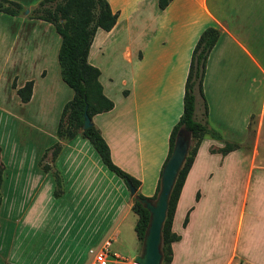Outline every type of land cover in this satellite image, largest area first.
<instances>
[{"label": "crops", "instance_id": "0c3cea01", "mask_svg": "<svg viewBox=\"0 0 264 264\" xmlns=\"http://www.w3.org/2000/svg\"><path fill=\"white\" fill-rule=\"evenodd\" d=\"M13 1L20 3L23 10L18 15L0 11V43L7 40V55L15 59L17 66L21 65L23 77L13 76L7 86L0 88V125L6 116L7 123L17 121L39 132L33 135L30 131L31 137L34 136L32 154L27 150L21 171L13 173L22 177V188L29 196V203L20 213L23 232L27 229L23 235L25 251L20 259L7 254L0 259V264H90L89 250L101 248L106 242L113 256L110 262L117 264L121 245L124 240L132 239L131 231H135L138 218L131 209L132 196L123 180L102 163L88 139L80 134L72 139H58L59 118L53 120L50 129L45 122L35 121L36 118L47 120L40 115L42 102L46 101L43 97L48 96L51 102L50 97L55 95V89L48 83L47 66L51 63L57 69L60 36L54 38L55 44H47L45 32L53 31L54 26L31 18V10L41 0ZM107 1L111 10L118 13L117 21L109 31L97 29L89 50V63L93 47L104 43L97 39L100 30L110 36L122 28L134 27L135 32L148 34L150 41L135 45L126 40L120 43L117 62L133 65L130 87L114 86V79L109 76L103 80L100 68L103 92L114 106L95 114L92 122L108 144L112 161L140 181L138 192L145 197H152L156 191L169 151V136L182 113L193 47L206 27L220 30V37L207 59L203 92L208 107L205 119L219 131L222 139L208 136L202 139L185 177L171 227L180 238L171 245L169 264H264V210L257 211L249 199L254 172L264 167H255L254 157L250 155L242 186V181H237L239 172L233 161L238 148L225 155L211 151L222 147L223 139L232 142L225 131L234 128L238 108L243 111L247 129L252 114H264V95L259 110L255 112L253 108L254 83L259 80L255 69L263 78L264 91V0H170L164 9L158 7V0ZM3 21L14 28L9 37L1 26ZM30 37L34 39L31 44ZM41 61L36 69L35 65ZM56 73L60 76V68ZM29 80L33 81L31 97L22 102L16 88ZM13 81L16 88L12 87ZM64 92L63 101L59 99L60 92L56 95L59 108L67 102L65 98L68 101L72 98L70 92ZM195 95L201 107H195L194 119L202 121V98L198 92ZM56 143L60 149L53 156ZM7 150L0 141L3 169L5 163L0 210L4 208V190L9 177ZM238 188L242 191L240 196ZM53 195L68 196V205L60 216L52 213L58 201ZM185 218L187 221L183 224ZM42 226L50 230L44 238L40 233ZM31 230L37 244L35 253L26 252ZM130 254L135 256L137 250H130Z\"/></svg>", "mask_w": 264, "mask_h": 264}, {"label": "trees", "instance_id": "16d2710c", "mask_svg": "<svg viewBox=\"0 0 264 264\" xmlns=\"http://www.w3.org/2000/svg\"><path fill=\"white\" fill-rule=\"evenodd\" d=\"M170 0H158V7L164 9ZM23 6L13 0H0V11L9 15H18ZM31 18L41 19L51 23L60 36V46L57 54L61 79L72 89L73 96L67 101L61 111L56 129V136L60 140L72 139L77 134L88 139L98 153L102 163L119 178L123 180L127 188L133 187L136 194L145 198L138 192L140 181L117 166L111 159L110 149L99 129L92 124L81 130L84 123V112L92 117L101 112L113 108V101L103 92V86L99 80L100 69L88 61L89 50L98 28L109 31L117 21L118 13L113 12L107 0H41L31 10ZM220 30L214 26L206 27L196 41L191 57L188 73L184 85L182 113L173 126L169 136L170 155L176 133L183 127L191 133V146L188 155L176 178L170 193L166 218L162 227V261L169 264L172 260V243L179 240L180 236L171 229L176 203L184 183L185 177L192 165L198 147L204 137L222 139V135L216 129L208 125L205 119L208 112L205 95L203 92V79L205 75L208 56L220 37ZM33 81H27L22 87L16 88L15 81L12 87L16 88L22 102L29 101L32 92ZM198 92L202 98V121L194 119L196 107V95ZM239 148L237 144L226 142L219 149L211 148L225 155ZM60 146L56 143L52 148V155L59 152ZM165 159V161H166ZM164 161V163H165ZM163 163V164H164ZM46 168V167H44ZM2 170L0 168V189L2 183ZM160 189V179L154 195L155 199ZM58 192H55L57 194ZM1 203V191H0ZM131 209L138 218L134 226L136 235L142 243L144 232L149 221V212L139 202L133 200ZM187 218L183 224H186ZM12 264V263H7Z\"/></svg>", "mask_w": 264, "mask_h": 264}, {"label": "rangeland", "instance_id": "374dc122", "mask_svg": "<svg viewBox=\"0 0 264 264\" xmlns=\"http://www.w3.org/2000/svg\"><path fill=\"white\" fill-rule=\"evenodd\" d=\"M36 5V4H35ZM34 8V7H33ZM26 11V10H25ZM28 14V13H27ZM7 23V24H6ZM1 26L4 32H7V36L9 37L14 28L8 24V22H1ZM124 26V25H122ZM121 26V28H122ZM53 31L45 32V42L47 44H55L56 40L54 38H58L59 35L56 33L54 28ZM40 36L42 32H38ZM54 34V35H53ZM5 36V33H4ZM56 36V37H55ZM97 39L103 41V44H96L91 53L90 62L103 71V80L106 79V76L113 78L114 86L128 88L130 87V78L129 74L132 69V64L127 62H117V55L119 51L120 43L123 41H130L131 44H149L150 39L148 34H144L142 32H135L134 27L131 28H122L119 32H115L113 35L107 36L105 31L100 30L97 34ZM34 39L30 37L29 43L31 44ZM5 42L0 43V88L3 89L7 86V81L13 76L21 79L23 77L21 65L15 63V59L13 60L7 54L9 53V44ZM60 43V37H59ZM51 50L54 49L53 46H50ZM100 47V49H99ZM237 52V50H236ZM38 64H42L38 62L35 65V68H39ZM47 68L50 71V75L48 78L49 86L55 89V95L50 97L51 102H49L48 96H44L43 98L46 100L42 102V107L40 108L41 117L46 118V121L41 119H35L37 123L45 122L46 127L48 129L53 125V120L55 118H59L60 110L63 107L58 106V92L61 93L60 101H63L65 97V92L68 91L70 93L69 97H72V90L61 80L59 74H55L58 72L59 66L57 63V69L55 70L51 63L48 64ZM21 72H15V71ZM215 72V71H214ZM255 74L257 75L258 81L254 83V105L253 108L256 111L259 110L262 102V98L264 95L263 85H262V76L255 69ZM62 82V83H61ZM54 94V90H53ZM56 98V101H55ZM50 100V99H49ZM70 100V98H69ZM68 101V98H65V102ZM64 102V103H65ZM39 103L40 100H39ZM63 103V104H64ZM196 107L200 109V101L196 98ZM245 104L243 105V107ZM244 109V108H243ZM38 110V109H37ZM239 112L237 115L236 123L234 122L233 127L229 129L222 130L227 133L226 136L232 139V142L238 145L237 155L234 157L233 161L236 163V169L238 170L237 181H242V186L244 185L245 179V171L248 169L250 165L249 156L252 155L254 157L255 167H264V114L256 115L252 114L249 122L248 129L244 125L243 121V111L238 108ZM36 111V110H35ZM31 116H33L31 114ZM4 117V116H3ZM7 117L5 116L0 125V141L3 143L4 147H8L6 152V169L8 170L9 177L7 178V182L5 184L4 190V208L0 210V259L5 258L7 254H12L13 257L20 259L23 252V235L27 231V229L23 232V223L21 222L20 213L23 212L24 206L29 203V196L27 190L22 188V177L14 176L13 173L20 172L23 166V162L25 160L26 151L28 150V154H32V146L34 144V136L31 137L30 131H33V135L37 134L39 131L33 129L32 127L25 125H20L17 121H9L7 123ZM6 120V121H5ZM43 124V123H42ZM50 124V126H49ZM236 124V127H235ZM20 125V126H19ZM25 127V128H24ZM82 128L79 129V132ZM222 133V132H221ZM226 139H223L221 145L226 143ZM30 142V143H29ZM229 142V141H228ZM29 143V144H28ZM38 165V164H37ZM3 166L5 170V163L3 162ZM2 165H0V168ZM15 171V172H14ZM241 171V173H240ZM10 181V182H9ZM9 184L7 185V183ZM250 203L255 207L257 211L262 212L264 210V168H259L255 170L254 175L252 177L251 185H250ZM130 193V192H129ZM242 191L240 188L237 189V195L240 196ZM54 196V195H53ZM55 197V196H54ZM57 204L55 208H53V212H57V216L61 215L62 210H65L67 207V203L69 201L68 196L61 198V196L55 197ZM133 202V197L132 200ZM49 209V206L45 209L46 211ZM45 211V212H46ZM50 214L48 217H50ZM132 218H134V224L136 221V215L133 213ZM37 226V225H36ZM34 230H31L30 235L27 237V242L29 243V247L26 250L28 253H35L37 251V244L34 242ZM41 235L48 236L50 234L49 228L45 229V226H42L40 229ZM132 239L124 240V243L121 245L120 258H117V264H135L132 261L127 263V260L131 259L132 256L130 254V250L136 249L137 253L140 251L141 243L138 240L135 231H131ZM37 238V237H36ZM130 241V243H129ZM25 245V244H24ZM35 246V247H34ZM129 250V251H128ZM92 254V253H91ZM13 259V258H12ZM93 259V254H92ZM110 259L113 260V256H110ZM16 260V259H14ZM13 261V260H12ZM108 264H115L110 262ZM162 264L164 262L162 261Z\"/></svg>", "mask_w": 264, "mask_h": 264}, {"label": "water", "instance_id": "95a60500", "mask_svg": "<svg viewBox=\"0 0 264 264\" xmlns=\"http://www.w3.org/2000/svg\"><path fill=\"white\" fill-rule=\"evenodd\" d=\"M93 124L84 112L82 130ZM191 146V133L185 128L178 129L172 151L166 159L160 174V189L155 199L140 197L133 187H129L133 200L139 202L149 212V221L144 232L140 251L132 258L135 264H162V227L166 218L170 193L178 173L183 166Z\"/></svg>", "mask_w": 264, "mask_h": 264}, {"label": "built area", "instance_id": "2783aa9c", "mask_svg": "<svg viewBox=\"0 0 264 264\" xmlns=\"http://www.w3.org/2000/svg\"><path fill=\"white\" fill-rule=\"evenodd\" d=\"M108 246L109 242H106L101 248L90 249L89 252L93 254V259L90 264H108L111 261Z\"/></svg>", "mask_w": 264, "mask_h": 264}]
</instances>
